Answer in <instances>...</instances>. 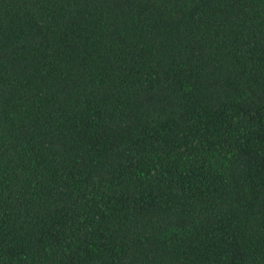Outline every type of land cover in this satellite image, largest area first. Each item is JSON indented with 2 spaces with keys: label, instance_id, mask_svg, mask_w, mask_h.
I'll return each instance as SVG.
<instances>
[{
  "label": "trees",
  "instance_id": "obj_1",
  "mask_svg": "<svg viewBox=\"0 0 264 264\" xmlns=\"http://www.w3.org/2000/svg\"><path fill=\"white\" fill-rule=\"evenodd\" d=\"M0 264H264V0H0Z\"/></svg>",
  "mask_w": 264,
  "mask_h": 264
}]
</instances>
